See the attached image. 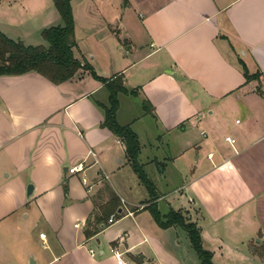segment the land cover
Wrapping results in <instances>:
<instances>
[{
  "label": "crops",
  "instance_id": "0c3cea01",
  "mask_svg": "<svg viewBox=\"0 0 264 264\" xmlns=\"http://www.w3.org/2000/svg\"><path fill=\"white\" fill-rule=\"evenodd\" d=\"M72 9L76 58L124 79L117 122L138 136L161 215L196 224L214 264H264V0H73ZM63 25L55 0L0 2V32L14 41L44 45L42 31ZM245 68L259 77L248 81ZM108 104L87 71L60 85L0 77V264H119L113 248L124 264H200L182 228H161L144 209L149 192L124 143L102 127ZM80 163L87 184L67 174ZM112 195L124 203L109 224Z\"/></svg>",
  "mask_w": 264,
  "mask_h": 264
},
{
  "label": "trees",
  "instance_id": "16d2710c",
  "mask_svg": "<svg viewBox=\"0 0 264 264\" xmlns=\"http://www.w3.org/2000/svg\"><path fill=\"white\" fill-rule=\"evenodd\" d=\"M72 1L55 0V6L64 25L47 28L42 31L41 36L47 46H28L21 41H14L0 32V77L36 73L53 84L60 85L73 79L80 71H87L94 79L104 83L109 91V104L108 106L99 105L104 110L102 127L109 129L124 143L129 163L140 182L149 192V201L144 209L151 212L154 220L161 228H182L187 233L200 264H214L213 254L204 249L201 231L196 224L190 222L181 212L171 210L166 216H162L159 212L156 201L160 196L155 186L146 176L143 166L139 163L141 145L138 136L130 126H121L117 122V113L120 107L119 95L128 93L124 85V79L122 76H116L112 80L99 77L90 64L76 58L74 51L76 47L74 38L75 21ZM245 76L248 81L259 77V75L249 76L246 68ZM143 108L148 114H153L154 112L148 101L144 102ZM121 204V200L117 196H111L108 203L102 207V214L107 218L106 220L109 219L111 214L117 212ZM119 218H121V215H119ZM101 220H103L102 217L98 219L99 222ZM89 225H91V222ZM96 232V228H89L86 231V236L91 237Z\"/></svg>",
  "mask_w": 264,
  "mask_h": 264
},
{
  "label": "built area",
  "instance_id": "2783aa9c",
  "mask_svg": "<svg viewBox=\"0 0 264 264\" xmlns=\"http://www.w3.org/2000/svg\"><path fill=\"white\" fill-rule=\"evenodd\" d=\"M1 2V0H0ZM205 134V133H203ZM226 141L229 142V143H234V140L231 139V138H226ZM91 155L94 156V153H91ZM86 163H80L74 167H71V168H68L67 169V174L69 175H76V174H82L83 177H82V181L84 184H87L88 182V178H87V175H86ZM127 214H132L131 212H129V210H127ZM118 217L119 215L118 214H113L110 216L109 220H108V223L109 224H114L117 220H118ZM78 226V225H76ZM45 235L44 234H41V238L44 239ZM112 252H113V255L115 256V258L118 260V263L119 264H124V260L122 258V255L123 253L120 252L119 249L117 248H113L112 249ZM90 254L91 256H95V252L94 250H90Z\"/></svg>",
  "mask_w": 264,
  "mask_h": 264
},
{
  "label": "rangeland",
  "instance_id": "374dc122",
  "mask_svg": "<svg viewBox=\"0 0 264 264\" xmlns=\"http://www.w3.org/2000/svg\"><path fill=\"white\" fill-rule=\"evenodd\" d=\"M98 39H99V37H91L90 39H89V42L90 43H93L94 41H98ZM32 44H34V43H32ZM42 44H44V46H46L47 45V43L44 41V40H42ZM46 44V45H45ZM37 46V45H36ZM85 48V47H84ZM89 49H93V48H95V47H88ZM97 48V47H96ZM75 50H77V47H75ZM74 50V51H75ZM86 54V53H85ZM91 58V55L89 56V57H87V59H90ZM239 120H243V117L242 116H239V117H237ZM232 119L234 120L235 119V116L233 115L232 116ZM121 203H122V205H123V203L124 202H122L121 201ZM183 232V231H182ZM39 248L41 249V245L39 244ZM197 255V254H196ZM198 258V257H197Z\"/></svg>",
  "mask_w": 264,
  "mask_h": 264
},
{
  "label": "water",
  "instance_id": "95a60500",
  "mask_svg": "<svg viewBox=\"0 0 264 264\" xmlns=\"http://www.w3.org/2000/svg\"><path fill=\"white\" fill-rule=\"evenodd\" d=\"M32 190H33L32 185H29V187H28V196H30L32 194Z\"/></svg>",
  "mask_w": 264,
  "mask_h": 264
}]
</instances>
